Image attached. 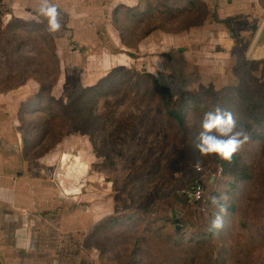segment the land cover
I'll return each instance as SVG.
<instances>
[{
  "label": "rangeland",
  "instance_id": "obj_1",
  "mask_svg": "<svg viewBox=\"0 0 264 264\" xmlns=\"http://www.w3.org/2000/svg\"><path fill=\"white\" fill-rule=\"evenodd\" d=\"M126 1L108 8L85 0L93 19L59 10L62 27L51 35L27 26L47 25L39 5L18 13L0 1V154L48 170L54 182L65 154L79 158L83 188L73 198L81 211L94 209L96 227L80 237L93 264H264V147L253 141L237 154L253 175L228 193L237 213L222 235L191 241L194 226L181 230L175 222L204 221L209 211L182 195L206 176L217 183L204 178L208 190L217 188L221 166L207 158L204 171H195L199 153L190 152V141L199 124L193 120L188 136L179 132L154 83L177 96L243 84L252 101L264 99V58L254 50L264 0ZM55 2L63 10L68 0ZM149 4L152 11L129 16L128 8ZM111 216L114 225L101 227Z\"/></svg>",
  "mask_w": 264,
  "mask_h": 264
},
{
  "label": "crops",
  "instance_id": "obj_2",
  "mask_svg": "<svg viewBox=\"0 0 264 264\" xmlns=\"http://www.w3.org/2000/svg\"><path fill=\"white\" fill-rule=\"evenodd\" d=\"M0 1L12 12L39 5L36 0ZM84 1L68 0L63 10L55 0L52 3L66 16H70L67 8L76 9L73 19H93L95 12ZM96 1L111 8L119 0H91ZM27 162L8 163L0 154V264H93L82 250L80 237L95 229L94 209L81 211L74 198L65 196L48 178V170L28 168Z\"/></svg>",
  "mask_w": 264,
  "mask_h": 264
},
{
  "label": "trees",
  "instance_id": "obj_3",
  "mask_svg": "<svg viewBox=\"0 0 264 264\" xmlns=\"http://www.w3.org/2000/svg\"><path fill=\"white\" fill-rule=\"evenodd\" d=\"M182 1H185V3H188L189 5L193 3L192 0H175L174 4H180L182 3ZM239 3L241 2L231 1L227 2L226 5L234 6L238 5ZM149 6L150 7H148V10H144L143 6L128 8L130 9L129 16L134 18L141 17L145 15L147 11L150 12L155 8L153 7L154 5L149 4ZM158 6L161 10V5L158 4ZM122 7L123 5L118 7L113 13V20L115 22H118L120 20L118 14ZM124 7L127 8V6ZM162 12H166V9L163 8ZM27 26L30 27V31L38 30L43 31L48 35L52 34L46 31V25L43 22H41L40 24ZM48 42L51 46L52 52L57 56V45L54 39L48 38ZM154 83L155 86L161 91L162 107L169 122L175 125L179 132H181L183 135L188 136L190 132L193 133L191 124L193 123L194 119L197 121L196 124H199L200 118L205 111L210 110L216 105H219L224 109L232 111L233 115L236 116L238 120L243 121L252 136V141L261 143L264 147V99L252 101L245 91L243 84H238L236 86H227L222 88L218 92L210 88H207V90L209 91H185L177 96L172 94L168 87L159 84L158 80L154 79ZM217 98L218 101H215ZM238 98L242 102H247L248 107H245L241 102L237 101L236 99ZM198 132L199 130L193 134V139L190 141V152L193 155H196L198 153L194 142V138ZM219 163L221 166L219 184L225 185L226 190L229 194H231L236 188L238 189L239 183L242 180H250L253 175V168L249 164H246L244 161H242L238 155L233 157V161L231 163L224 160H219ZM204 178H208L209 181L211 180V176H206ZM204 178L200 179L199 181H201L203 187L204 184L206 187V181L204 182ZM216 184L217 183H215L214 185ZM206 189L207 191L203 194L202 199L196 203H201L202 207L200 208V210L207 209L209 211V216L205 218L204 221L203 218H197L196 220L199 221L196 222L195 218H191L192 221L189 222L183 220L175 222L176 224L181 225V230H184L187 225L194 226L196 234H192L191 241H193L196 236L200 238L201 241L205 238H214V235L221 236L224 230L225 223L230 221L237 213V205L235 204V201L232 200L229 202L228 214L224 218V226L219 230L212 229L211 220L213 218L214 208L211 205L210 197L213 195H218V192L216 190L217 188L214 187L210 188L209 190L208 187H206ZM182 196L185 198V200H187L185 194ZM199 211L197 213H199ZM116 219L117 218L111 216L103 221L100 226L103 227L105 224H108L109 226L110 224L114 225ZM243 219V227L249 229L246 215ZM199 224H203L204 227H201ZM98 230L102 229L98 228Z\"/></svg>",
  "mask_w": 264,
  "mask_h": 264
},
{
  "label": "clouds",
  "instance_id": "obj_4",
  "mask_svg": "<svg viewBox=\"0 0 264 264\" xmlns=\"http://www.w3.org/2000/svg\"><path fill=\"white\" fill-rule=\"evenodd\" d=\"M38 15L47 20L46 31L58 32L62 25L58 19L60 13L57 5L52 0H39ZM199 132L194 138L195 147L199 156L194 164L197 172L204 171V160L215 158L231 163L233 157L241 153L246 145L253 143L252 136L243 121L238 120L232 111L219 105L203 113L199 121ZM215 183V178L210 180ZM218 195L210 197L214 208L211 220L212 229H221L224 226V218L228 214L230 196L225 185L217 186ZM196 198H199L197 194Z\"/></svg>",
  "mask_w": 264,
  "mask_h": 264
},
{
  "label": "water",
  "instance_id": "obj_5",
  "mask_svg": "<svg viewBox=\"0 0 264 264\" xmlns=\"http://www.w3.org/2000/svg\"><path fill=\"white\" fill-rule=\"evenodd\" d=\"M254 50L257 56L264 58V27L254 46ZM76 158L77 156L65 154L55 173V182L61 188L64 195L68 197H75L82 193L83 184L79 181L77 170L79 160Z\"/></svg>",
  "mask_w": 264,
  "mask_h": 264
},
{
  "label": "built area",
  "instance_id": "obj_6",
  "mask_svg": "<svg viewBox=\"0 0 264 264\" xmlns=\"http://www.w3.org/2000/svg\"><path fill=\"white\" fill-rule=\"evenodd\" d=\"M204 193L205 188L203 187L201 181H197L193 186H191L187 191H185V195L189 202L200 201ZM197 194L199 195L198 199L196 198Z\"/></svg>",
  "mask_w": 264,
  "mask_h": 264
},
{
  "label": "bare ground",
  "instance_id": "obj_7",
  "mask_svg": "<svg viewBox=\"0 0 264 264\" xmlns=\"http://www.w3.org/2000/svg\"><path fill=\"white\" fill-rule=\"evenodd\" d=\"M77 158H78V157H77ZM77 158H76V159H77ZM78 160H79V158H78Z\"/></svg>",
  "mask_w": 264,
  "mask_h": 264
}]
</instances>
